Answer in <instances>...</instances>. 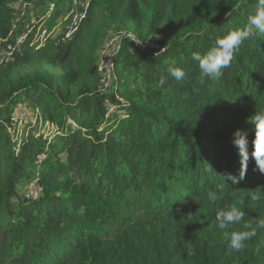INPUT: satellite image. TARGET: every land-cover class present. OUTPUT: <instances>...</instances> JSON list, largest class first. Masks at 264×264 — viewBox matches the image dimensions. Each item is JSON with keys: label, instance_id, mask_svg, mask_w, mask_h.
I'll return each instance as SVG.
<instances>
[{"label": "trees", "instance_id": "1", "mask_svg": "<svg viewBox=\"0 0 264 264\" xmlns=\"http://www.w3.org/2000/svg\"><path fill=\"white\" fill-rule=\"evenodd\" d=\"M33 1L0 0V41L23 37L0 69V264H264V229L237 253L227 246L228 229L216 227L222 208L174 217L190 205L226 200L246 213L232 230L264 220V201L253 198L264 190V174L250 155L240 180L231 143L235 129H244L251 154V119L264 111V34L253 27L215 79L191 59L230 30L250 27L258 0H102L120 24L136 21L142 41L173 20L162 49L147 51L129 37L120 42L116 75L135 71L145 84L138 93L118 88L123 101L99 91L92 3L82 17L86 0H45L36 25L27 19ZM67 13L79 18L77 26L72 17L63 21ZM34 62L76 69L48 83L31 76L11 82ZM173 68L185 71L183 80L171 76ZM9 79L12 89L4 87ZM20 103L56 129L39 136L22 122L21 136L12 133ZM108 103L116 112L106 118ZM228 173L236 183L221 178ZM25 180L41 183L43 194L26 198Z\"/></svg>", "mask_w": 264, "mask_h": 264}, {"label": "clouds", "instance_id": "2", "mask_svg": "<svg viewBox=\"0 0 264 264\" xmlns=\"http://www.w3.org/2000/svg\"><path fill=\"white\" fill-rule=\"evenodd\" d=\"M248 25L250 27L245 29L237 28L230 30L222 38L217 39L215 45L206 53L201 54L199 52H194L192 54L191 59L198 65L202 76L213 79L219 77L222 69L230 66L234 54L239 49L240 45L254 35L252 30L253 27L256 32L264 34V0H258L256 13L248 17ZM170 74L177 81L183 80L186 75L185 71L180 68L170 69ZM159 84L163 85L164 81H159ZM251 123L255 126L254 138L251 140V154L249 153L250 141L247 131L237 128L232 133L231 138V143L240 157V180L245 176L250 155L255 161L256 167L254 170H258L260 173L264 174V111L256 112L255 115L252 116ZM220 176L225 182H237V178L230 173ZM208 199L214 202L217 199V195L215 193H210ZM245 215V211L235 204L229 205L226 210L220 211L216 215V227L220 230L228 229L226 233L227 246L237 253L245 249L246 242L257 235L258 229H264V220H260L255 227L244 222L242 225L243 230H232L230 226L240 224L244 221Z\"/></svg>", "mask_w": 264, "mask_h": 264}, {"label": "rangeland", "instance_id": "3", "mask_svg": "<svg viewBox=\"0 0 264 264\" xmlns=\"http://www.w3.org/2000/svg\"><path fill=\"white\" fill-rule=\"evenodd\" d=\"M89 1L95 7L94 9L95 10V20L97 21L99 25L98 35L95 41L98 56H100L99 54H101V50H102L104 43H106V41L111 38L115 39L116 43L119 45L122 39H124V37H129L131 40L137 43L140 47L144 43L145 47H141L142 49H145L147 51H157L159 49H162V47L172 37L171 28L173 26V20L171 16H169L165 20L164 26H163L164 29L162 31L152 34L148 36L149 38H147V40L142 41L141 39L137 37V35L134 33V30H133L134 26L136 25V21H130V23H128L127 25L120 24L117 21V18L114 15L110 14L109 11L107 10L105 1H102V0H89ZM33 4H34L33 14L30 13L27 19L29 23L31 24L37 23L36 25H41L40 23L41 21H39L37 17L39 14L40 16L43 15L42 11H44L47 8V3L45 0H35L33 1ZM65 4L66 3H63L62 6H64ZM24 5L25 4H22L19 7L24 9L25 8ZM98 56H97L96 62L98 60V63H99L100 57L98 58ZM115 68L116 67H114V69ZM75 69H76V66L74 64L49 65L46 63H42V62H34L30 66L24 68L23 70L14 73L11 76L13 77L11 79V82L15 84L23 83L24 80L27 78V76H31L35 79L48 83L52 81L54 77L58 75H63V74L74 72ZM100 76H101V73H100ZM115 77L116 78L114 82L112 83L113 87L111 86L110 89H108V91L114 93L115 98L119 99L120 101H123L124 99L121 98L117 89L124 87L123 85L125 86L131 85L134 89V93H138L141 90L144 91L145 89L144 80L139 76V74H136L135 71H128L118 76L116 75V70H115ZM12 83H10V79H9L8 83L4 84V87L9 85L10 88L12 89L13 87ZM9 92H11V90H9L8 93ZM69 92H72V89L69 88ZM18 110H20V112L25 113V117L23 119L24 124L26 125L31 124L32 126H34L33 129L34 130L36 129V135L46 136L47 133H50L56 129V126L54 123H51V122L48 123V121L42 118L41 112L38 109H34V108L27 109L25 105L20 103L17 106V111ZM14 125H17L16 129L18 133L15 132L14 127L13 128L11 127L10 130L14 134L20 133L19 136H21L23 126H21L20 122L18 123L14 122ZM24 128L26 127L24 126ZM28 131L29 129L24 131L25 132L24 137H25V134L27 135ZM28 184H29V180H25L22 184V190L26 188ZM263 201H264V190H260L255 196V202L257 205L260 206L263 203ZM213 205H215L217 208H222L223 210H226L229 206L226 200L218 204L210 203L209 205H203L201 207H199L198 205H194L193 206L194 208L191 207L190 205L188 208L189 210L181 209L180 211H177L174 217L183 218L184 213H188V215L193 214L197 210L199 211L200 208L202 207L204 208L201 210H204L206 208L205 206L213 207Z\"/></svg>", "mask_w": 264, "mask_h": 264}, {"label": "built area", "instance_id": "4", "mask_svg": "<svg viewBox=\"0 0 264 264\" xmlns=\"http://www.w3.org/2000/svg\"><path fill=\"white\" fill-rule=\"evenodd\" d=\"M89 4H90L89 0H86L82 4L83 11L80 14V16L82 17L85 16ZM70 17H72L71 14L67 13L63 21L67 20ZM78 21H79L78 17H72L73 25L77 26ZM22 39L23 37L18 38L16 43L0 41V69L14 60L17 51L16 49H19L16 47L17 46L16 44H19L22 41ZM141 47H145V44L143 43ZM118 48L119 45L116 43L115 39L112 38L108 39L102 47L100 60L98 63V70L101 73V80L99 87L100 92H109L108 89H110L112 83L116 78L115 69H114L115 67L114 57ZM115 112H116L115 106L112 103H108L106 118H108L110 115H112ZM24 117H25V113L20 112V110H18L17 112L14 113L12 117V122H16V123L20 122L22 124V122H24L23 120ZM43 157H44L43 153L38 155L39 160H42ZM43 190L44 187L41 183H38L37 181H31L29 182V184L25 189L26 198L35 199L43 194Z\"/></svg>", "mask_w": 264, "mask_h": 264}]
</instances>
